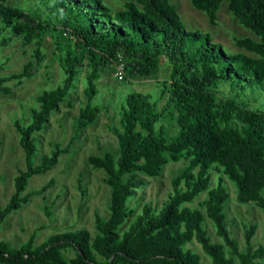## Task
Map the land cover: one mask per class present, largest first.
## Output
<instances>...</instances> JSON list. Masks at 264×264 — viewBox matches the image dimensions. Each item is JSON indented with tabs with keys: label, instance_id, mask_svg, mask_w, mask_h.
<instances>
[{
	"label": "trees",
	"instance_id": "trees-1",
	"mask_svg": "<svg viewBox=\"0 0 264 264\" xmlns=\"http://www.w3.org/2000/svg\"><path fill=\"white\" fill-rule=\"evenodd\" d=\"M38 1L23 7L0 0V49L9 43L6 31L21 37L25 46L35 44L25 69L0 76V94L11 93L12 80L19 86L37 73L46 58V36L54 42V54H60L65 77L36 97L29 124L14 122L26 168L15 176L14 192L0 208V226L12 211L52 186L50 179L25 192L32 176L52 169L80 131L95 123L101 109L92 100L102 67L123 63L122 82L155 77L164 66L169 75L157 82L156 98L140 90L127 94L120 123L109 127L117 137L118 154L105 151L88 157L93 167L106 172L112 188L108 217L95 213L97 234L71 229L37 243L33 232L18 246L0 239V264H201L200 254L186 247L194 240L214 264H264V243H253L257 226L246 227V248L240 249L224 213L230 198L227 179L236 185L239 202H254L264 210V0H189L212 25L218 24V12L227 3L238 22L257 37L234 36L242 49L238 51L227 50L209 33L182 26L171 0H123L117 10L103 0ZM86 68L88 100L79 109L75 135L66 146L56 143L36 163V135ZM165 120L176 123L171 135ZM182 159L187 162L173 176L162 206L145 203L134 215L130 199L146 184L145 176H159L166 164ZM204 192L207 198L199 204L205 212L190 205ZM206 216L223 242L212 241ZM67 249L75 251L69 259Z\"/></svg>",
	"mask_w": 264,
	"mask_h": 264
},
{
	"label": "rangeland",
	"instance_id": "rangeland-1",
	"mask_svg": "<svg viewBox=\"0 0 264 264\" xmlns=\"http://www.w3.org/2000/svg\"><path fill=\"white\" fill-rule=\"evenodd\" d=\"M113 10L122 7L123 0H103ZM180 14L181 25L193 31L209 33L216 42H221L227 50L238 51L233 37L252 36L257 38L248 28L242 26L227 6L223 3L218 12V24L209 23L207 15L193 7L189 0H171ZM10 4L23 7L32 6L38 0H8ZM2 21L0 16V30ZM10 40L7 46L0 49V64L6 61L0 76L17 73L27 67L33 60L35 44L23 45L22 38L6 31ZM46 58L37 73L32 78H24L22 84L15 86L12 80V91L0 94V208L4 207L14 192V178L19 170L26 168L25 152L20 145V134L14 122L19 119L24 125L32 120L31 108L36 106V97L43 90L56 88L60 85L65 74L59 65L60 54H54L55 45L51 37L46 36L43 42ZM9 58L7 61L6 59ZM84 69L76 80V87L59 105V109L52 111L45 128L39 132L36 140L38 150L35 162L39 163L44 154L52 151L56 143L66 146L77 131V117L79 109L85 106L88 97L84 92L87 85ZM102 76L97 80V94L92 103L101 109L95 123L82 129L70 151L61 154L59 161L52 169L44 174L32 176L27 185L26 193L37 190L50 179L54 180L51 187L43 193L34 195L21 208L12 211L0 226V239L11 242L14 246L26 241L34 232L36 242L40 243L52 234L71 229L87 228L94 237L97 234L95 213L104 218L109 215L111 186L106 182L107 174L103 169L95 168L88 161L90 155H103L105 151L118 154V140L110 132L109 127L120 123L119 110L128 93L133 90L150 92L153 98L157 96L159 80L166 79L169 69L162 67L155 77L129 81H119L115 76V65L108 64L101 68ZM169 124L168 132L176 131L175 121L165 120ZM186 160L169 162L163 168L161 175L146 178V184L137 189L130 205L134 208V215L145 203L160 208L172 190V178L185 166ZM212 185L216 183L214 172ZM226 187L230 198L225 204L224 213L231 236L236 240L240 249L246 248L245 229L251 224L257 226L253 243L258 246L264 243V210L254 202L241 203L237 200V187L227 179ZM264 194V191H263ZM207 198L202 193L191 206L205 208L199 203ZM47 207V208H46ZM50 212V215L47 213ZM129 225L127 221L121 229ZM205 225L214 242H223L217 234L213 221L206 216ZM186 247L201 256V264H214L202 249L197 240ZM228 251V247H226ZM67 259L75 255L73 249L64 250Z\"/></svg>",
	"mask_w": 264,
	"mask_h": 264
},
{
	"label": "built area",
	"instance_id": "built-area-1",
	"mask_svg": "<svg viewBox=\"0 0 264 264\" xmlns=\"http://www.w3.org/2000/svg\"><path fill=\"white\" fill-rule=\"evenodd\" d=\"M125 69L123 63L116 64L115 66V76L117 80L122 81L125 77Z\"/></svg>",
	"mask_w": 264,
	"mask_h": 264
}]
</instances>
